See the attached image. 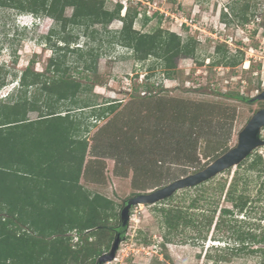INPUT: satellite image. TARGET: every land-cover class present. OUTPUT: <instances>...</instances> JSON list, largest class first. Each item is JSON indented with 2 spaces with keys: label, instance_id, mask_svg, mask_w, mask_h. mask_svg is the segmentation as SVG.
Instances as JSON below:
<instances>
[{
  "label": "rangeland",
  "instance_id": "rangeland-1",
  "mask_svg": "<svg viewBox=\"0 0 264 264\" xmlns=\"http://www.w3.org/2000/svg\"><path fill=\"white\" fill-rule=\"evenodd\" d=\"M104 1L109 10L117 3L122 4L120 16L127 8L136 10L133 29L140 33L160 29L176 34L182 43L189 38L196 42L194 55L177 57L174 74L167 77L153 58L138 62L129 50L119 45L110 47L108 38L98 35L91 44L100 53L96 73L87 74L88 80L83 78L84 73L75 74L82 83L92 86L94 97L90 99L97 107L110 101L121 102L113 115L97 121L90 118L81 126L88 151L79 183L89 192L112 200L116 217L108 227H116L117 214L126 199L205 169L217 156L235 147L239 132L264 108V101L247 102L264 91V0ZM71 11L66 8L65 15L70 16ZM53 26L54 21L46 16L0 10V66L11 70L7 85L0 89V98L16 93L19 86L16 80L30 60H34V71L45 72L52 50L42 39ZM121 27L122 21L114 19L107 29L118 31ZM85 42L86 38L81 37L78 43L84 48ZM224 55L243 60L236 66L224 65V60L217 66L211 65ZM67 60L75 66L74 56ZM89 96L85 92L79 98ZM183 102H203L214 114L216 109L211 106L218 104L223 117L190 119L178 111ZM82 111L76 114L83 113L86 117L90 112ZM36 116L30 114L32 119ZM109 120L113 121L107 125ZM260 137L264 142V128ZM254 154L260 155L264 162V144L251 156ZM250 161L201 185L179 190L162 203L133 207L116 257L105 264H258V256H232L222 249L227 244L233 245L229 238L234 229L264 234V191L259 193L264 175L257 181L256 173L245 171ZM239 176L249 177L244 191L249 198L247 213L235 212L233 219L222 217L220 209L232 208L226 199L229 184ZM170 208L184 212L192 224L179 225L166 241L161 209ZM217 221L220 229L215 228ZM68 235L72 236L73 244L78 242V232ZM107 235L102 252L109 251L114 232ZM96 258L85 264H95Z\"/></svg>",
  "mask_w": 264,
  "mask_h": 264
},
{
  "label": "trees",
  "instance_id": "trees-1",
  "mask_svg": "<svg viewBox=\"0 0 264 264\" xmlns=\"http://www.w3.org/2000/svg\"><path fill=\"white\" fill-rule=\"evenodd\" d=\"M66 8L72 10L70 16L65 15ZM1 9L30 13L39 18L46 16L54 21V26L42 39L52 50L45 72L34 71V60H30L16 80L19 85L16 93L0 98V264H85L105 253L101 246L106 235L114 232L115 237V228L120 222L118 213V225L108 227L110 220L116 217L115 204L79 183L88 151L81 126L90 118L97 121L113 115L121 102L110 101L108 105L97 107L99 105L90 99L94 97L92 86L82 83L75 74L84 73L83 78L88 80L87 74L96 73L100 53L91 44L98 35L106 36L110 47L119 45L129 50L138 62L153 58L167 77L174 74L177 57L194 55L196 42L189 38L182 43L176 34L160 29L140 33L133 29L136 10L127 8L120 16L122 4L117 3L109 10L104 0H0ZM114 19L122 21L118 31L107 29ZM246 20L244 17L243 21ZM95 26L100 28L97 30ZM81 37L86 38L84 48L78 43ZM74 45L78 46L71 47ZM71 55L75 57V66L68 63ZM226 59L224 55L211 65L217 66L224 60V65L236 66L243 60L240 57ZM10 73V69L0 66V89L7 85ZM12 76L17 77L15 73ZM85 92L91 96L79 98ZM206 105L183 102L178 111L194 120L223 117L218 104L211 106L216 109L215 114ZM84 109L90 110L86 117L83 113L76 114ZM31 113H36V118H30ZM84 129L87 132L89 125ZM249 159L245 171L256 173L259 181L264 175L263 159L258 154L250 155L245 161ZM248 178L235 177L229 184L226 199L232 208L220 209V216L233 219L235 212L247 213L249 198L244 191ZM259 185L261 193L264 180ZM161 212L167 229L166 241L179 225L192 224L191 218L178 208L161 209ZM218 221L215 228L220 229ZM211 222L212 218L208 227ZM95 228L97 230L93 231ZM75 231L80 235L73 244L68 233ZM229 240L233 245L222 247L229 254L258 256V264H264V234L258 236L250 229H234ZM109 246L110 242L107 248Z\"/></svg>",
  "mask_w": 264,
  "mask_h": 264
},
{
  "label": "water",
  "instance_id": "water-1",
  "mask_svg": "<svg viewBox=\"0 0 264 264\" xmlns=\"http://www.w3.org/2000/svg\"><path fill=\"white\" fill-rule=\"evenodd\" d=\"M264 101V91L260 94L247 99V102L254 103ZM264 128V108L258 110L247 122L245 127L237 136L235 147L218 157L212 164L205 169L194 174L182 177L172 183L154 189L150 192L135 194L126 199L119 210V225L115 228V237L108 252L98 257L96 264H105L116 257L119 245L123 240V233L126 231L130 217L131 209L137 205H156L172 197L177 191L187 188H193L214 178L225 170L231 169L246 160L252 152L261 147L264 142L261 140V130Z\"/></svg>",
  "mask_w": 264,
  "mask_h": 264
},
{
  "label": "bare ground",
  "instance_id": "bare-ground-1",
  "mask_svg": "<svg viewBox=\"0 0 264 264\" xmlns=\"http://www.w3.org/2000/svg\"><path fill=\"white\" fill-rule=\"evenodd\" d=\"M246 65H248V62H246Z\"/></svg>",
  "mask_w": 264,
  "mask_h": 264
},
{
  "label": "built area",
  "instance_id": "built-area-1",
  "mask_svg": "<svg viewBox=\"0 0 264 264\" xmlns=\"http://www.w3.org/2000/svg\"><path fill=\"white\" fill-rule=\"evenodd\" d=\"M123 15H124V13H123ZM78 238V237H77Z\"/></svg>",
  "mask_w": 264,
  "mask_h": 264
}]
</instances>
